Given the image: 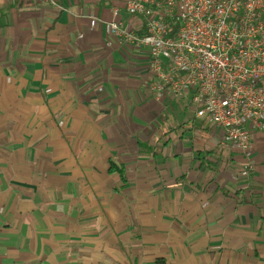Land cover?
<instances>
[{
	"label": "crops",
	"instance_id": "0c3cea01",
	"mask_svg": "<svg viewBox=\"0 0 264 264\" xmlns=\"http://www.w3.org/2000/svg\"><path fill=\"white\" fill-rule=\"evenodd\" d=\"M126 4L0 0V264H264V131L156 93Z\"/></svg>",
	"mask_w": 264,
	"mask_h": 264
},
{
	"label": "built area",
	"instance_id": "2783aa9c",
	"mask_svg": "<svg viewBox=\"0 0 264 264\" xmlns=\"http://www.w3.org/2000/svg\"><path fill=\"white\" fill-rule=\"evenodd\" d=\"M126 9L145 19V33L107 25L121 44L148 48L152 89L190 93L196 116L249 158L264 131V0H127Z\"/></svg>",
	"mask_w": 264,
	"mask_h": 264
},
{
	"label": "trees",
	"instance_id": "16d2710c",
	"mask_svg": "<svg viewBox=\"0 0 264 264\" xmlns=\"http://www.w3.org/2000/svg\"><path fill=\"white\" fill-rule=\"evenodd\" d=\"M142 33H145V30H144L143 32H141V34H142Z\"/></svg>",
	"mask_w": 264,
	"mask_h": 264
}]
</instances>
